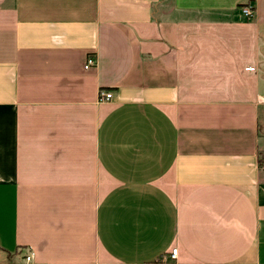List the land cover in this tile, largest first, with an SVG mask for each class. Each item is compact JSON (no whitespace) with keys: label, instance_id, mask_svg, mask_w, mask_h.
I'll use <instances>...</instances> for the list:
<instances>
[{"label":"crops","instance_id":"1","mask_svg":"<svg viewBox=\"0 0 264 264\" xmlns=\"http://www.w3.org/2000/svg\"><path fill=\"white\" fill-rule=\"evenodd\" d=\"M262 151L264 0H0V264H264Z\"/></svg>","mask_w":264,"mask_h":264},{"label":"built area","instance_id":"2","mask_svg":"<svg viewBox=\"0 0 264 264\" xmlns=\"http://www.w3.org/2000/svg\"><path fill=\"white\" fill-rule=\"evenodd\" d=\"M242 12L247 17H251L252 14H253V10L250 7H248V6L244 7L242 9ZM94 65H96V58L90 57V58H88L84 68L88 69V68H90L91 66H94ZM112 98H113V93L112 92H110V91H102V92H100V100L101 101H110ZM177 253H178L177 249L172 250V256H177ZM25 259H26V261H31L32 253L30 255L26 256Z\"/></svg>","mask_w":264,"mask_h":264},{"label":"trees","instance_id":"3","mask_svg":"<svg viewBox=\"0 0 264 264\" xmlns=\"http://www.w3.org/2000/svg\"><path fill=\"white\" fill-rule=\"evenodd\" d=\"M261 156H262V154H261ZM263 164H264V161H263L262 157H260V166H263Z\"/></svg>","mask_w":264,"mask_h":264},{"label":"rangeland","instance_id":"4","mask_svg":"<svg viewBox=\"0 0 264 264\" xmlns=\"http://www.w3.org/2000/svg\"><path fill=\"white\" fill-rule=\"evenodd\" d=\"M244 7H246V6H242V9H243ZM261 153H262V156H261V157H262V159H263V161H264V151H262Z\"/></svg>","mask_w":264,"mask_h":264}]
</instances>
